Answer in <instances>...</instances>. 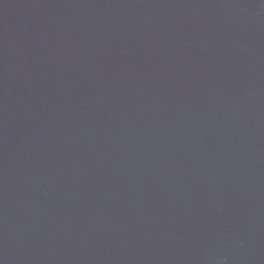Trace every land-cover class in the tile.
Instances as JSON below:
<instances>
[{
	"label": "water",
	"instance_id": "95a60500",
	"mask_svg": "<svg viewBox=\"0 0 264 264\" xmlns=\"http://www.w3.org/2000/svg\"><path fill=\"white\" fill-rule=\"evenodd\" d=\"M0 264H264V0H0Z\"/></svg>",
	"mask_w": 264,
	"mask_h": 264
}]
</instances>
